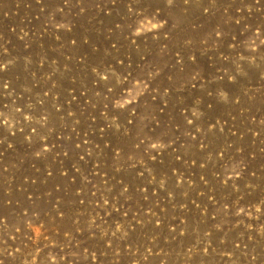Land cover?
I'll return each instance as SVG.
<instances>
[{
	"label": "rangeland",
	"instance_id": "374dc122",
	"mask_svg": "<svg viewBox=\"0 0 264 264\" xmlns=\"http://www.w3.org/2000/svg\"><path fill=\"white\" fill-rule=\"evenodd\" d=\"M0 264H264V0H0Z\"/></svg>",
	"mask_w": 264,
	"mask_h": 264
},
{
	"label": "snow or ice",
	"instance_id": "6c2138e0",
	"mask_svg": "<svg viewBox=\"0 0 264 264\" xmlns=\"http://www.w3.org/2000/svg\"><path fill=\"white\" fill-rule=\"evenodd\" d=\"M168 2H169V3H171V2H172V0H168ZM185 3H187V0H185Z\"/></svg>",
	"mask_w": 264,
	"mask_h": 264
}]
</instances>
